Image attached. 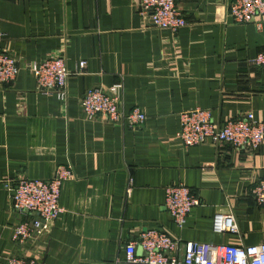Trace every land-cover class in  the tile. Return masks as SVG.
<instances>
[{"label":"crops","instance_id":"crops-1","mask_svg":"<svg viewBox=\"0 0 264 264\" xmlns=\"http://www.w3.org/2000/svg\"><path fill=\"white\" fill-rule=\"evenodd\" d=\"M230 1L175 0L188 24L170 30L150 25L139 0H0V46L20 65L0 85V263L127 264L126 243L149 228L181 243H264V206L250 193L264 177V141L251 150L176 137L179 114L195 107L217 122L252 112L264 125V66L249 61L264 50V14L235 23ZM55 56L70 71L65 100L38 89L26 66ZM115 84L122 109L144 113L140 125L83 115L87 89ZM67 163L75 177L61 187V213L33 241L14 242L20 215L4 181L48 180ZM178 183L201 201L182 227L163 204ZM215 213H232L238 232L214 231Z\"/></svg>","mask_w":264,"mask_h":264},{"label":"built area","instance_id":"built-area-1","mask_svg":"<svg viewBox=\"0 0 264 264\" xmlns=\"http://www.w3.org/2000/svg\"><path fill=\"white\" fill-rule=\"evenodd\" d=\"M139 7L148 15L149 24L154 27L177 30L188 24L175 0H139ZM227 14L235 23L253 21L264 14V0H231L227 5ZM249 61L264 66V50ZM84 64V61L79 62L78 73L82 72ZM26 66L34 75L38 89L53 92L58 99H66L70 71L63 56L48 57ZM19 70L20 65L15 57L0 46V85L13 82ZM119 90L120 84L108 89H87L80 99L83 115L87 119L100 116L112 123L127 121L132 126L143 123L145 115L139 107L128 111L122 109ZM176 137L185 147L209 141L223 142L237 149L255 150L264 141V125L255 119L252 112L217 122L209 109L195 107L179 114ZM74 177L73 169L67 163L57 166L48 180L16 177L4 181L9 191L10 207L20 215V220L11 228L14 242H31L49 229L62 211L59 204L61 187ZM250 193L257 205L264 206V177L252 186ZM200 203L199 197L185 184H171L164 189L163 204L177 227L184 225L191 209ZM212 228L217 232H238L232 213H215ZM123 261L127 264H264V243L246 246L198 241L181 243L162 229L149 228L126 243ZM0 264L45 262L33 257L10 255Z\"/></svg>","mask_w":264,"mask_h":264}]
</instances>
